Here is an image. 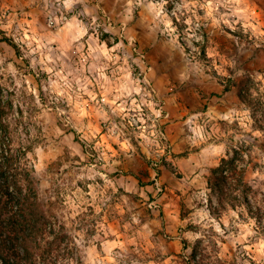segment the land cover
<instances>
[{
  "label": "clouds",
  "instance_id": "1",
  "mask_svg": "<svg viewBox=\"0 0 264 264\" xmlns=\"http://www.w3.org/2000/svg\"><path fill=\"white\" fill-rule=\"evenodd\" d=\"M0 264H264V0H0Z\"/></svg>",
  "mask_w": 264,
  "mask_h": 264
},
{
  "label": "rangeland",
  "instance_id": "2",
  "mask_svg": "<svg viewBox=\"0 0 264 264\" xmlns=\"http://www.w3.org/2000/svg\"><path fill=\"white\" fill-rule=\"evenodd\" d=\"M187 107H189V106H188V105H185V104H183V103H181V109H182V110L185 109V108H187ZM165 175H166V173H165L164 171H158V173H157V178H158V179H161V178L164 177ZM143 176L147 177V176H148V173H147V172L143 173ZM136 179L139 181V184H140L141 187H145V186H147V184H152V183H154V181L148 180V181H147V184H146L145 180L142 179V178H140L139 176L136 177ZM161 195L166 196V197L168 198V200H170V201H172V200H177V201H178V199H179V193L175 192V191L171 188V186L168 185V184H164V185H163V192L161 193ZM176 208H177L178 210L182 211V210H183V205L180 204V203H177V204H176Z\"/></svg>",
  "mask_w": 264,
  "mask_h": 264
}]
</instances>
